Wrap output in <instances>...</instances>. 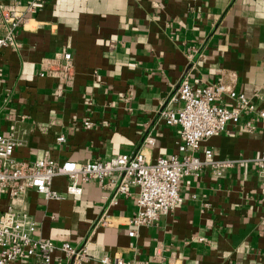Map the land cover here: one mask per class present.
Masks as SVG:
<instances>
[{
	"label": "crops",
	"instance_id": "0c3cea01",
	"mask_svg": "<svg viewBox=\"0 0 264 264\" xmlns=\"http://www.w3.org/2000/svg\"><path fill=\"white\" fill-rule=\"evenodd\" d=\"M31 0H0V5ZM0 50V135L15 134L17 160L89 163L140 150L150 161L182 155L180 128L161 111L181 80L195 88L224 75L264 107V0H43ZM66 50L74 79L41 76ZM235 78H233V75ZM173 108L176 105H172ZM91 120L92 128L84 127ZM64 136L65 142L57 138ZM150 137L153 142L148 143ZM215 159H250L264 151V119L250 133L229 123L202 142ZM68 179L53 188L66 191ZM183 202L137 234V188L113 193L99 182L78 197L47 200L30 190L26 209L44 239L78 245L91 236L90 259L136 264H264V189L250 162L221 178L209 169L181 181ZM4 196L0 207L7 209ZM101 218L106 224L99 223ZM203 238L204 240H200ZM65 258L55 252L51 264ZM26 257L21 264H35Z\"/></svg>",
	"mask_w": 264,
	"mask_h": 264
},
{
	"label": "built area",
	"instance_id": "2783aa9c",
	"mask_svg": "<svg viewBox=\"0 0 264 264\" xmlns=\"http://www.w3.org/2000/svg\"><path fill=\"white\" fill-rule=\"evenodd\" d=\"M43 7V0L0 5V50L16 47V31L24 25L28 13ZM61 58L64 63L54 59L55 63L41 76H53L70 84L74 79L72 54L64 50ZM254 97H260L259 93ZM255 99L237 92L224 75L213 83L195 88L189 81V75H185L168 106L161 111L166 125L180 128L179 149L184 153L160 157L156 161H150L140 150L89 163H59L51 158L20 161L13 152L15 147L23 146L24 141L15 134L0 135V203L4 196L8 200L6 210L0 207V264H21L26 257H35V264H51L55 252L65 258L60 264H84L90 259L91 236L78 245H72L68 242L58 244L39 235L37 223L26 209L30 190L47 200H63L68 196H80L85 184L99 182L113 193L110 202L114 204L118 195L128 196L132 188H137L138 211L130 221L134 228L130 235L135 236L140 226H150L161 216L174 212L184 200L181 181L190 176H200L204 170L209 169L214 178H221L228 169L240 166L246 170L252 162L264 189V151L250 159H215L210 148L204 151L203 156L198 154L202 142L224 132L229 123H241L248 132L254 133L259 120L264 119V107ZM83 124L87 129L93 126L91 120ZM57 141L65 142L64 136H59ZM146 141L153 142L150 137ZM58 176L68 179L64 193L53 188V180ZM106 222L103 218L99 220L101 224ZM99 263L113 264L108 257ZM114 264L136 263L117 258Z\"/></svg>",
	"mask_w": 264,
	"mask_h": 264
}]
</instances>
